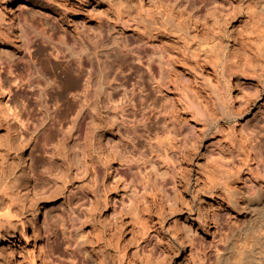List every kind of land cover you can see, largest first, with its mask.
<instances>
[{"label": "rangeland", "instance_id": "obj_1", "mask_svg": "<svg viewBox=\"0 0 264 264\" xmlns=\"http://www.w3.org/2000/svg\"><path fill=\"white\" fill-rule=\"evenodd\" d=\"M144 1L152 6V2ZM107 3L102 1L99 4L83 5L82 13L87 21L88 35L99 37L100 27L103 30L102 37L108 41L109 38L112 39V44L126 41L133 48H149L155 63L160 58L165 61V76L157 81L163 86V93H158L153 88L152 81L143 76L140 81L147 89L144 99L136 89L137 85H134L135 91L128 90L127 98L114 102L123 103L124 117L122 112H118L120 108L109 109L105 106L97 112L92 110L96 112L90 121L94 135L99 137L105 131L111 137L110 148L116 153L112 156L111 163L114 167H119L120 171L115 177L113 175L116 173L109 172L106 165L98 161L95 153L97 180L93 182L87 177L82 160L84 155L88 156L87 127L80 125L74 144L78 152V165L81 170L84 169L83 173L75 177L69 164V129L66 133L60 131V135L46 129L50 146L57 147L60 153L56 160H51L45 152L25 149L29 169L37 176L32 186L41 189L40 199L53 210L52 247L64 264L77 263V257L82 258L85 264H122L127 262V258L131 264H141L142 258H146L145 264H178L183 250L176 249L177 226L181 228L185 225L184 220L189 215L201 216L203 219L212 209L218 208L217 173L223 167L226 169L233 166L235 145L242 146L241 157L244 160L246 149L243 146L250 129L243 128V123L248 120L252 124L250 127L261 129L264 124V109L256 113L259 103L247 105L243 120L223 121L220 125L206 124L202 119L204 115L220 112L214 95L209 94L210 90L206 86L202 87L196 80L194 70L186 67L183 46L170 37L155 38L153 45H146L144 41H140V37L133 36V32L142 33L135 27V22H130V26L124 28L113 22L109 17L113 12L107 9ZM19 5L18 1H14L8 4L6 11L10 15L23 13L34 25L44 29L46 36L51 35L55 42L58 41L52 28L56 23L52 13L39 7ZM56 54L53 46L42 39L40 42L37 38V45L32 47V56L39 64L40 74L45 79L63 82L59 75L61 68H53V64L61 61ZM124 57L125 53L116 50L104 53L100 61H96L94 67L87 69L85 73L91 80L104 77L106 70L117 71ZM130 61L138 64V61ZM130 67L123 75L126 77L131 74L128 85L132 87V83L138 79L137 73H134L136 67L132 64ZM0 73V83L6 92L5 105L0 101V121L5 124V128H0V144L6 141L17 144V132L25 139L28 127L34 129L37 117L43 116L37 109L36 96L31 93L33 88H28L20 80L26 73L25 61L18 59L12 66L3 63ZM85 73L81 77L83 84L86 83ZM16 77L18 79L15 80ZM214 81L217 82L216 77ZM63 83L67 98L60 97L61 88L53 89L56 97L53 103H56L58 114L64 121L59 125L60 128L69 126L73 119L77 123L78 118V114L72 110L75 101L73 93L78 92L76 89L71 90L73 78ZM218 84L220 85L219 82ZM246 85L247 83L244 84ZM189 87L202 98L205 97L206 102L197 100L194 107H189L184 94ZM245 91L247 90L240 92V100L246 98ZM6 108L10 110L7 111ZM169 132H172V140L167 139ZM84 150L87 153L84 154ZM24 152L21 148L13 150L15 170L19 174L24 173ZM125 159H129L130 164L125 163ZM129 165L133 167L132 171L128 169ZM133 172L146 181L142 191H135L131 185ZM48 173H52L51 182ZM218 209L221 221L219 234L213 233L214 223H210L208 229L201 228L199 223L194 225V229L198 228L202 236V244L198 252H195L197 264H221L222 254L233 230L242 224V219L237 220L228 213L227 208ZM32 218L36 225L43 226V211L34 212ZM205 221L203 219V223ZM146 225L159 231V240H151L150 244L145 242L148 237ZM19 236L15 240H2L0 247L7 248L8 251L11 247L17 249ZM26 236L32 243L36 233L32 228H27ZM22 241L23 246L32 247V244L26 243L25 238ZM173 245L175 249L172 248ZM187 254H190V249Z\"/></svg>", "mask_w": 264, "mask_h": 264}, {"label": "bare ground", "instance_id": "obj_2", "mask_svg": "<svg viewBox=\"0 0 264 264\" xmlns=\"http://www.w3.org/2000/svg\"><path fill=\"white\" fill-rule=\"evenodd\" d=\"M14 1H18L19 6L30 5L52 13L56 19L52 28L58 36V41L55 42L51 35L46 36L44 29L34 25L23 13L8 14V4ZM102 1L108 2L107 9L113 12V15L109 12V17L115 24L119 23L124 28L129 27L130 22H135V27L142 33L133 32V36L140 37V41H144L146 45H153L155 38L170 37L183 46L186 67L194 70L196 80L202 87L206 86L210 90L209 94L214 95L220 112L204 115L202 119L206 124L220 125L223 121L243 120L247 105L259 103L256 113L264 109V0H148L152 2V6L147 5L144 0H0V70L3 63L12 66L18 59L25 61L26 73L20 80L26 83L28 88H33L31 93L36 96L37 109L43 116L37 117L34 129L28 127L25 139L17 132L18 145L10 141L0 144V246L2 240H15L19 235L25 238L27 244H32L30 248L23 246V238L19 236L17 249L11 247L8 251L7 248L0 247V264H64L52 247L53 210L40 199L41 189L33 188L37 176L32 173L27 163L26 150L29 148L32 151L45 152L51 160H56L60 153L57 147L50 146V139L45 130L50 129L59 134L60 131L66 133L69 129V164L74 176L79 177L84 169L81 170L78 165L74 140L80 125H85L88 156L84 155L82 160L87 177L93 182L97 180L98 166L94 153L109 172L116 173L113 175L115 177L120 171L119 167H114L111 163L112 156L116 155L110 148L111 137L105 131L96 137L90 121L96 112L105 106L109 109L120 108L118 112H122L124 117L125 106L123 103L114 102L127 98L128 90L135 91L134 85H137L136 89L144 99L147 89L140 81L143 76L152 81L153 88L158 93H163V86L157 81L165 76V61L160 58L155 63L149 48L130 47L124 39L123 42L112 44V39L109 38L108 41L102 37L103 30L99 25V37L88 35L87 21L82 13L83 5L99 4ZM37 38L40 42L41 39L48 41L57 51L56 56L61 61L53 64V68H61V81L73 78L71 90H78L73 93L75 101L72 106L73 112L78 114L77 123H74L73 119L69 126L59 127L64 121L58 114L56 103H53L56 98L53 89L61 88L62 98H67V92L63 82L45 79L40 74L39 64L32 56V47L37 45ZM110 45L111 47H108ZM113 50L125 53L119 69L106 70L104 77L91 80L85 73L86 70L94 67V63L100 61L102 54ZM130 59L138 61V64H134ZM131 64L136 67L134 73H137L138 79L132 83V87L128 85L131 74L126 77L123 75L131 68ZM84 73L87 77L86 83L83 84L81 77ZM245 89L246 98L240 100V92ZM184 94L189 107H194L197 100L206 102L205 97L202 98L191 87ZM0 95V101L5 105L6 92L1 83ZM250 125L251 122L247 120L242 126L250 129L243 146L246 149L244 160L241 157L242 146L235 145L233 166L226 169L223 167L217 173L219 185L216 206L227 208L228 213L237 220L242 219V224L233 230L232 237L225 247L221 264H264V124L259 130ZM0 128H5L3 121H0ZM171 133H167L168 140L173 139ZM16 148L25 151V168L22 174L15 170L13 150ZM87 151L84 150V154ZM125 163L130 164V160L125 159ZM132 166H128L130 171L133 170ZM47 176L51 182L52 173ZM132 176L133 189L142 191L146 181L135 172ZM105 205L107 206V202ZM218 208L212 209L204 216V223L201 216L189 215L184 220L185 225L181 228L177 226L176 249L183 250L178 264H197L195 252H198L202 244V236L198 228L194 229L196 223L205 229H208L210 223H214L213 233L219 234L221 221ZM39 211L44 213L42 228L36 225L32 218V214ZM27 228H32L36 233L32 243L26 236ZM146 228L148 237L145 242L150 244L151 240H159L157 229L148 225ZM172 248L175 249V246ZM123 256L125 261V255ZM145 260L146 258H142L140 263L145 264ZM77 263L85 264L80 257H77ZM122 264H131V261L127 258V262Z\"/></svg>", "mask_w": 264, "mask_h": 264}]
</instances>
